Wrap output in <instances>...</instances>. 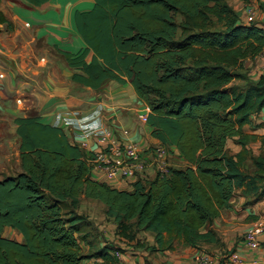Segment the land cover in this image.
<instances>
[{"label":"trees","instance_id":"obj_1","mask_svg":"<svg viewBox=\"0 0 264 264\" xmlns=\"http://www.w3.org/2000/svg\"><path fill=\"white\" fill-rule=\"evenodd\" d=\"M230 1L239 9L250 2L93 0L91 9L74 11L82 46L75 53L54 47L71 80L92 89L129 81L148 107L151 136L184 163L166 173L154 168L153 177L120 178L127 185L115 187L92 177V153L64 129L15 117L20 170L0 172V264H120L121 248L100 242L98 226L79 212L82 199L104 206L120 240L153 254L216 245L214 221L236 190L246 204L264 198V134L243 130L264 112V74L254 79L243 65L264 50V21L245 23ZM228 139L240 146L236 153ZM258 139L253 153L248 146Z\"/></svg>","mask_w":264,"mask_h":264},{"label":"crops","instance_id":"obj_2","mask_svg":"<svg viewBox=\"0 0 264 264\" xmlns=\"http://www.w3.org/2000/svg\"><path fill=\"white\" fill-rule=\"evenodd\" d=\"M92 5L93 0H47L39 6H32L25 0L0 1V16L3 20L0 21V172L9 174L13 170L10 156L5 155L8 151L5 147L7 137L15 140L14 168L15 171L20 170L18 136L13 122L17 116H37L40 121L60 127L64 129L70 141L80 146L81 142L85 141L86 147L82 148L86 152L93 153L99 150L96 134L84 138L76 130L79 125L87 122L86 116L99 109L100 123L111 128L116 140L133 142L143 149L160 144L158 139L151 136V128L146 122L139 119L140 113L147 114L148 107L138 100L129 81L121 84L115 80H107L99 89L75 83L70 78L72 69L54 48L75 53L82 46L74 29L73 14L75 10L87 11ZM244 5L239 14L242 21L248 23ZM258 18L264 21V12L260 11ZM24 29L30 30L27 36L23 33ZM39 39L42 44L37 46L36 41ZM262 53L254 58L260 56L262 57L260 59H263ZM262 74L264 67L256 68L255 72L250 73L254 79ZM259 123H264V112L253 117L252 124L244 125L243 130L262 135L264 127L256 126ZM123 129L127 130L126 134L122 133ZM8 130L12 133L9 134ZM252 143H258L259 147L261 145L259 139L249 145ZM226 147L231 148L230 153H236L240 149L232 139H228ZM171 149L177 156V164L184 163L178 157L177 150L173 147ZM249 149L251 150L250 147ZM146 173L150 177L155 174L151 167ZM92 177L119 188L127 185L118 179L106 180L104 173L98 168L92 169ZM244 201L245 198L240 194V190H236L235 196L231 199V207L223 210L215 219L216 230L219 222L229 223L224 239L220 235L224 245L214 248L215 251L227 247V249H235L242 254L245 264H253L254 258L260 264H264V247L250 249L241 240L236 239L238 231H242L243 234L257 220H264V198L253 204H246ZM78 210L82 212L80 207ZM241 220L247 222L243 224ZM98 229L101 231L100 227ZM232 229L235 236L230 235L229 230ZM101 232L103 234L98 240L104 242L107 233L103 230ZM138 236H145L149 242H152V236L148 233H139ZM116 239L120 240L119 237ZM208 247L213 245H204L201 248L185 247L183 253L179 255V264H197L194 254ZM132 250L131 258L140 264H144V256L151 264H156L157 257L169 254V251L148 254L145 250L134 248ZM119 254L120 260L133 263L126 254ZM152 256L156 257L152 258ZM90 262L85 260L84 264ZM164 264H173V261L167 260Z\"/></svg>","mask_w":264,"mask_h":264},{"label":"built area","instance_id":"obj_3","mask_svg":"<svg viewBox=\"0 0 264 264\" xmlns=\"http://www.w3.org/2000/svg\"><path fill=\"white\" fill-rule=\"evenodd\" d=\"M264 4V0H261ZM255 7L249 3L244 5V13L246 22L253 21L257 18ZM145 113L139 114V119L146 121ZM87 122L77 127V132L84 138L95 133L99 150L92 153L93 157L90 162L94 168L102 170L107 180H115L120 178L133 179L137 174L145 172V170L153 166L160 173H166L169 167L167 161V149L159 144L150 148L152 156L151 160L144 156V152L149 149H143L133 142L118 141L113 137V131L108 126H102L100 123V110L95 109L86 116ZM122 133L126 134L127 130L123 129ZM81 147H86V142H81ZM149 150V151H150ZM264 220L257 222L247 228L241 236V241L250 249L264 247ZM116 257L120 264H129L120 260L119 252ZM194 260L197 264H245L242 254L235 249H230L222 255L211 254L206 251H197L194 254ZM253 264H260L256 258L252 259Z\"/></svg>","mask_w":264,"mask_h":264},{"label":"rangeland","instance_id":"obj_4","mask_svg":"<svg viewBox=\"0 0 264 264\" xmlns=\"http://www.w3.org/2000/svg\"><path fill=\"white\" fill-rule=\"evenodd\" d=\"M230 2H231L232 5L235 6V8H238V11L242 10L241 8L239 9V6H237L238 3L234 2V1H230ZM249 4L253 5L256 8L255 11L257 12V18H256V20H257L259 12L261 10H263L262 9L263 6L261 5V4H263V2L261 0H250ZM28 31H30V30L24 29L23 33L27 36V32ZM41 44H42L41 39L36 41V45L37 46H40ZM257 55H259V54H257ZM262 56H264V53H262ZM260 58H262V57H260V56H258L256 58L253 57V58H249V59H247V60H245L243 62V65L246 66V68L249 71V73L255 72L256 68H259V69L262 68L263 69V67H264V58L263 59H260ZM256 65H258V67L255 68ZM8 132H9V134L12 133L11 130H8ZM155 146H157V145H155ZM155 146H150L147 149L150 150V148H153ZM5 147L8 150L7 153H5V155H7V157L10 156V164H12L11 168L13 170L10 171V172H13V171L16 170L14 168L15 158H16V156H15V153H16L15 140H13L11 137H7V141H6V146ZM249 147L251 148L253 153H258V151H259L258 143H252L251 145H249ZM149 150L147 152H144V156L148 157V160L150 161L152 153H151V150L150 151ZM228 150L230 151L231 148H229ZM176 157L177 156L174 153H170V151L168 152L167 161H168L169 165H171V166L172 165L173 166H177L178 165L179 167L183 166V163H179L178 162V164H177V162H176L177 158ZM150 167L152 169L155 168L153 166H150ZM150 167H148L147 169H149ZM244 169L248 170V171H252L254 169V166L250 163L249 160H247L245 162V168ZM80 205H81L80 206L81 211L86 213L94 221L95 225L98 226V228L100 227L101 231L103 230L105 233H107V236H104L105 241L113 242L115 245L120 247L121 251L124 252V254H126V256H128V258L130 259L131 262H133V263H129V264H140V262L138 263V261H134V259L131 258V251H133L131 246L127 245L122 240H117L116 239L117 237H116V234H115V226H114L113 223H111V221L109 219L106 218L105 213H104V206L101 203H99L97 201H94V200L82 199L81 202H80ZM245 222H247V221L241 220V223L244 224ZM227 223H229V222H227ZM227 223L219 222L217 224L216 232L218 231L217 234H218V237H219V242L216 245H213V247L205 248L204 251H206L207 253L219 254V255H222L224 252L227 251L228 247L225 248L224 250H220V251H215L216 248H214V247H219V246H223L224 245V243L220 239V235L223 237V236H225L224 233H226V231H228L227 230ZM101 231H100V233L103 234ZM232 231H234V229L229 230V232L231 233L230 235L235 236V232H232ZM241 232L242 231H238V234H236L237 235L236 239L241 240V234H242ZM4 233L8 237L19 239L18 233L15 230H13V229L5 228ZM106 237H107V239H106ZM222 239H224V237ZM184 250H185V246L176 245V248L173 249V250H170L169 254H166L165 256L163 255V256L157 257L155 262H156V264H164V261L172 260L173 264H179V262H178L180 260V256L179 255L181 253H183ZM154 257H156V256H152V258H154Z\"/></svg>","mask_w":264,"mask_h":264}]
</instances>
